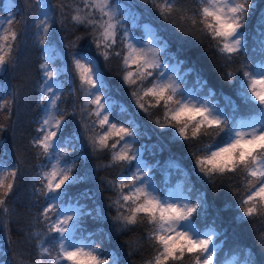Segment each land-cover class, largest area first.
<instances>
[{
    "label": "snow or ice",
    "instance_id": "obj_1",
    "mask_svg": "<svg viewBox=\"0 0 264 264\" xmlns=\"http://www.w3.org/2000/svg\"><path fill=\"white\" fill-rule=\"evenodd\" d=\"M24 3L26 7L34 3L39 8V14L33 18V27L36 43L44 53L43 62L39 64L42 79L38 86V103L43 108L44 115L39 121L37 135L32 138L31 145L38 150V156L42 154L48 160H54L47 170L42 168L37 173L41 187L36 188L35 192L42 194L49 203L38 210L33 223L43 225L45 238L55 234L53 239L57 242V250L56 255L52 256L41 239L36 244L40 255L36 264H44L45 256L50 257V264H110L109 259L101 254V246L96 241L86 243L84 239L77 237L81 228L80 217L91 213H84L80 208L69 207L62 210L57 207L69 187L82 179L74 173V165L62 164L61 157L67 153L62 148L58 150L61 141L70 142L61 136L66 123L70 118L78 116L81 117L79 123L85 130L91 151H107L110 154L111 162L106 167L126 165L134 168L130 175H125L122 171L118 182L107 183L117 193L115 199L110 198L109 204V207L115 206L116 209L112 220L117 233L132 231L143 224L151 225L147 241L153 248V255L142 264H183L186 257L191 264H219L216 260L218 246L214 243L217 234H201L194 224V218L207 206L204 194L201 193L195 201L179 189L169 188L166 196L160 194L161 190L153 179V166L143 159L141 149L133 148L136 132L131 127L112 121L105 96L96 91L99 85L96 62L91 57L71 51L76 41L88 39L105 61L113 55L122 59L126 69L122 79L129 87H132L133 78L137 75L141 79L154 77L155 84L152 82V87L145 94L157 90L166 93L169 88L181 85L178 75L170 74L165 78L170 70L169 64H162L160 54L167 49V43L153 38L142 43L136 40L122 27L120 16L123 11L115 0H80L70 18L74 27L82 28L84 35H77L75 41H69L66 45L72 66L59 71L74 73V80L70 81L73 85L70 93L75 97L77 92H82L83 103L79 110L76 106L65 109L60 103L63 99V86L56 79L58 71L51 67L48 53L52 50L51 45L60 43L57 39L58 29L64 25V9L67 5H54L52 0H24ZM153 3L165 18L173 13L172 4H156L155 0ZM2 7L4 15H0V74L16 68L18 61L14 52L28 28L23 13L14 11L16 6L13 0H3ZM252 7L251 0H222L211 7L203 5L198 8V15L193 17L191 23L193 26L202 24L201 31L215 42L218 52L225 54L227 61L240 62L241 87L246 88V92L241 91L240 95L259 115L251 120H235L234 127H230L231 120L209 106L205 109L204 119L190 125L179 118L181 111H191L188 105L181 104L176 114L164 113L163 123L159 119L155 120L161 129H175L183 141L198 140L202 135L220 137L225 132L231 133L228 142L222 146L214 147L213 143H208L204 154L196 151L191 154L195 168L210 184L229 175L243 174L246 190L240 197L239 207L245 218L264 217V96H261V89L257 87L258 82L264 81V63L254 65L246 59L248 42L245 29ZM209 16L213 18L212 22H209ZM16 25L22 27L18 28ZM261 52L264 53V41ZM182 63L180 61L171 67H175V72H178ZM133 66L135 71L132 70ZM253 67L255 71L250 70ZM226 75L231 81L235 73L229 71ZM163 81L168 83H162ZM3 90V86H0V93ZM131 96L141 110L146 113L149 111L139 103L135 90L131 92ZM17 97L16 90H13L11 100L0 95V113H6L10 117ZM203 105H209V101L205 100ZM84 112L88 113L92 126L100 130L94 135L87 134L89 124L82 118ZM0 131H5L2 124ZM18 173V164L8 167L5 162L0 161V209L5 213L8 212L6 201L13 192ZM191 191L189 188L188 192ZM29 235L38 237L41 233L31 232L25 238L28 239ZM260 239L264 243V235ZM249 264L252 262L249 261Z\"/></svg>",
    "mask_w": 264,
    "mask_h": 264
},
{
    "label": "trees",
    "instance_id": "obj_2",
    "mask_svg": "<svg viewBox=\"0 0 264 264\" xmlns=\"http://www.w3.org/2000/svg\"><path fill=\"white\" fill-rule=\"evenodd\" d=\"M170 1L174 10L166 18L161 15L153 0H115V3L121 5L123 11V15L120 16L123 28L128 26L139 31L145 22L153 25L158 40L168 45L163 53L162 63L178 64L183 61L179 65L185 79L183 92L191 87L200 94L213 91L217 105L225 109L227 117H231V122L238 116L241 118L257 112L250 104H246L240 95L241 91H246L241 87L240 62L227 61L225 54L218 52L215 42L201 31L202 24L197 23L193 26L191 23L193 17L198 15L197 9L205 5L206 0ZM52 2L54 5L56 3L67 5L64 9L66 14L63 18L64 25L58 29L57 39L60 43L57 45L65 56L70 57L66 45L69 41H75L77 35H84L82 28L74 27L70 18L80 0ZM2 3L3 0H0V15H4ZM155 3L160 4L161 1L155 0ZM251 3L253 7L245 29L248 42L246 59L254 64L264 61V53L261 52L264 41V0H251ZM29 7L34 8V3ZM29 7L25 6L24 0H17L14 8L17 13H23V18L28 23L27 31L21 40L26 44L28 64L23 70V78L20 75L14 77L20 85L27 88V92L22 93L26 98L24 117L22 121L17 122L14 104L10 117L6 113H0V124L5 128V131H0V161L5 162L8 167L19 165L16 185L6 201L8 212L0 209L3 225L0 232L2 237L0 264H36L40 259L37 242L43 239V243L46 244V240L50 241L55 235L45 238L43 225L33 223L38 210L49 203L42 194L35 192L36 188L41 187L37 173L42 168L48 169L52 160H48L42 154L38 156V150L31 145L32 138L37 135L36 128L40 117L39 97L35 86L40 74L36 57L37 44L33 29L30 27ZM32 13L34 14V11ZM57 15L59 16V13ZM19 18L18 15L17 19ZM16 27L20 28L22 25ZM71 51L91 57L99 66L102 86L113 104L112 116L117 120L124 119L127 125L135 130V146L143 151L146 163L153 166L152 175L157 186L166 189L162 195L177 184L192 201L199 198L201 193L204 194L207 206L194 218V224L200 232L209 228L211 232L217 234L214 243L218 246L216 260L219 264L233 259L241 260L244 264H249V261L252 264H264V243L260 239L264 235V217H242V209L239 207L240 197L246 190L243 174L229 175L218 179L215 184H210L195 168L194 157L191 154L193 151L204 154L208 143L219 147L227 140L229 132L223 138L202 135L198 140L183 141L175 129L171 127L161 129L155 123L157 119L164 122L163 107L149 108L146 113L135 104L131 92L136 89L126 85L122 79V74L126 71L122 59L113 55L105 61L88 39L76 41ZM229 71L235 73L231 81L226 75ZM70 76L69 79L73 81L74 74ZM153 78L144 86L147 87ZM0 84H5V88L11 91L5 82L4 74H0ZM72 87L69 80H64L63 99L60 103L65 109L76 106L79 110L82 97L78 92L75 97L72 96L70 93ZM4 96L8 97L10 94L6 93ZM247 106L249 110H245ZM121 108L124 110L121 111ZM80 118L78 116L69 119L61 136L70 142L61 141L60 144L67 153L64 157L74 165V173L82 179L69 187L67 194L58 204L76 202L82 207V212L91 213L81 217V228L77 237L96 241L101 246V254L109 259L110 264H142L153 255V248L147 241V232L151 225L143 224L132 231L117 233L112 220L116 209L115 206L109 207L111 199H115L117 193L107 182H118L122 171L125 175H130L134 168L126 165L106 167L111 162L110 154L107 151L96 153L91 151L85 130L79 123ZM82 118L89 124L87 134L94 135L100 131L92 126L86 113H83ZM11 131H15L13 137ZM189 188L192 189L191 192H188ZM58 204L57 207H60ZM31 232H39L41 235L38 237L29 235L26 239L25 235ZM54 241L55 239H52V242ZM49 261L48 258L44 261L43 257L44 264H48ZM183 264H191V261L186 257Z\"/></svg>",
    "mask_w": 264,
    "mask_h": 264
},
{
    "label": "rangeland",
    "instance_id": "obj_3",
    "mask_svg": "<svg viewBox=\"0 0 264 264\" xmlns=\"http://www.w3.org/2000/svg\"><path fill=\"white\" fill-rule=\"evenodd\" d=\"M160 1H161V3L168 2V3L171 4V1L170 0H163V1L160 0ZM13 3L16 6L17 5V0H13ZM205 4H206V2H205ZM120 8H121V5H120ZM33 11H34V14L32 13ZM28 14H29V20H30V23H31L30 24V27L33 29V32H34V40H35V43H36L35 29L33 27V18L36 15L39 14V8H38V6H36L34 4V8H30L29 7ZM145 26H147V27H145ZM145 26H144V29H143L142 33H138L134 29H130V27H128V26H126V29L128 30V32H129L130 35H132L133 37H135L136 40L140 41L141 43L143 41L148 40L149 38H153V39H156L158 41V39H157V37L155 35V30H154L153 26L150 23L145 24ZM18 44H19V47H18L17 51L14 52V55L17 57V61H18L17 62V65H16V68L15 69H10L8 72L3 73L5 75V82H7L8 86L11 88V91L5 88V84H0V86H3V88L6 89L5 91L3 90V92L0 93V95H3L4 96L6 93H9L10 96H8L7 98L9 100H11L12 99V92H13V90H16L18 92L17 100L13 104L15 105L14 106V110H15V113H16V116H17V122L19 123L20 120L21 121L23 120V117H24L23 113H25L24 107H25V104H26V98L24 97V95L22 93H26L27 92V88L25 87V85L24 86L23 85H20L19 84V81L16 80L14 77H16V75H20V77L23 78V76H24L23 75V70L26 69V65L28 64L27 63L28 62V59L26 58V56H29V55L27 53H25L26 44L23 41H18ZM58 48H59V46L57 45V43H54L53 45H51V49L52 50L48 53V55H49V59L51 61V67L56 68L57 71H58V75H57V78L56 79H57V81L60 84H62L63 90H64V80L71 81L69 79V76H70V74H74V73H72V72L65 73V72L59 71L60 69L66 67V66L68 68H71V66H72V60H71V57L65 56L63 54V52L61 50H59L60 48L59 49ZM163 53H164V51L161 52V54H160L161 62H163V57H162L163 56ZM43 55H44L43 50L40 47H38V45H37V48H36V57H37V60H38L39 64L41 62H43ZM263 60H264V58H263ZM166 63L169 64V69L170 70H169V73L166 74L165 78L167 77V75H170V74L178 75L180 77V79H179L178 82L181 83V87H182L183 84H185V79L183 78V74L180 72L181 71V68L179 67V71L178 72H175L176 71V68L175 67H171V66H175L176 64H172L170 62H166ZM259 63H264V61L263 62L259 61ZM259 63H254V65L255 64H259ZM38 69H39V66H38ZM96 70L99 73V85H98V88L96 89V91L102 93L105 96V101L108 104V110H109V112L111 114L112 121L113 122H117V123L124 124L125 126H128L127 123H126V121L124 119L117 120V119L113 118V116H112L113 115V104H112V101L109 100V98L107 96V93H106V91L104 90V88L102 86V83H103V81H102V73H101L100 68H99V66L97 64H96ZM250 70L255 71L256 69H255V67H253ZM68 73H70V74H68ZM39 74H40V71H39ZM41 79L42 78H41V74H40L39 81H37V83L35 84L37 91H38V86H39V82L41 81ZM154 81H155V78H153L149 82V84L147 86H150L151 83L154 82ZM244 89H246V88H244ZM205 93H208V92L205 91ZM78 94H79L80 97H82V103H83V93L82 92H78ZM208 94H204L205 96H201L197 92H195L194 87H191V88H189L187 90V92L185 93V95L183 96V98L184 99L191 98V99L197 100V101H199L201 103H203L205 100H207V101H209V106L214 107V109L217 111L218 114L222 112L227 117V112L225 111V109H223L220 105L219 106L217 105L218 103L216 102V98L214 97L213 91H210ZM39 95L40 94L38 92V97H39ZM21 97H23V99ZM245 110H249V107L247 106L245 108ZM38 113L40 115V117H39V121H40L41 117L44 115V110H43V108L40 105H39V111H38ZM84 113H86L87 118H88V113L87 112H84ZM235 115H236V113L233 116H235ZM255 117H257V116H255ZM228 118L231 119V117H228ZM252 118H254V117H252ZM252 118H250L248 120H251ZM89 121L91 122V120H89ZM232 122L229 124L230 127L232 126ZM11 132H12V137H13V133L15 134V131H11ZM227 134H228V132L223 133L221 135L222 136L221 138H223ZM135 140H136V138H135ZM61 148L64 150V146L62 144H60L58 146V150L61 149ZM133 148L134 149L137 148L135 146V142L133 144ZM142 153H143V151H142ZM53 162H54V160H52V163ZM61 162H62V164H70V161L66 157H64V155H62V157H61ZM45 170H47V169H45ZM159 189L161 190V192H160L161 195H162V192H164L166 190L164 188H159ZM174 189H179L180 191H183L184 192L183 188L179 184H177V186L174 187ZM184 194L187 195V193H185V192H184ZM58 205H62V206H60L62 210L63 209H67L69 207H73V208H80L81 211H82L81 206L78 205L77 203L69 202V203H66V204L61 203V204H58ZM81 217H80V219H81ZM0 225H2V223H1V216H0ZM1 229H2V226H0V232H1ZM196 230H197V228H196ZM206 232H211V231H206ZM206 232H204V233H206ZM52 239L50 241H48V239H47L46 240V244H44V246L49 248L52 256L53 255L55 256L56 255V251L51 246ZM81 239H84L86 243L90 242V241H88V238H86V237H82ZM46 258L50 259V257L45 256L44 257V261L46 260ZM48 264H50V261H49ZM229 264H244V263L241 262V261H237V262L236 261H233L232 262V260H231Z\"/></svg>",
    "mask_w": 264,
    "mask_h": 264
},
{
    "label": "clouds",
    "instance_id": "obj_4",
    "mask_svg": "<svg viewBox=\"0 0 264 264\" xmlns=\"http://www.w3.org/2000/svg\"><path fill=\"white\" fill-rule=\"evenodd\" d=\"M217 2H222V0H206V6L211 7ZM231 2V0H229ZM225 12L227 9L224 10ZM209 22H212L213 18L211 16L208 17ZM133 71H135V66H133ZM150 77H145L143 79L140 78L139 75L133 78L132 87L136 90V96L139 100L140 104H143L146 108H158L163 107L164 113H168L169 115L176 114L178 109H180L181 104L188 105L191 111L184 110L179 113V118L186 124L194 125L195 123L204 119L205 109L209 108V105H203L202 103L193 100L191 98L184 99L181 96L182 87L179 85L178 87L174 86L173 88H169L166 93H161L160 91H156L154 93L145 94L152 85L145 87V83L147 79ZM155 84V81L153 82ZM162 83H168V81H163ZM178 83V82H177ZM127 85V84H126ZM257 87L261 89V96H264V81H260L257 84ZM163 123V122H162Z\"/></svg>",
    "mask_w": 264,
    "mask_h": 264
},
{
    "label": "bare ground",
    "instance_id": "obj_5",
    "mask_svg": "<svg viewBox=\"0 0 264 264\" xmlns=\"http://www.w3.org/2000/svg\"><path fill=\"white\" fill-rule=\"evenodd\" d=\"M2 240V237L0 236V241ZM52 248L56 251L57 250V242L56 240L51 243Z\"/></svg>",
    "mask_w": 264,
    "mask_h": 264
}]
</instances>
